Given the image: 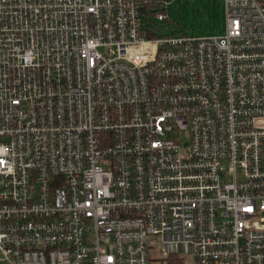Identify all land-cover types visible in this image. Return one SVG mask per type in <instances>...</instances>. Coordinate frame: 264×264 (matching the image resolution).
Wrapping results in <instances>:
<instances>
[{
    "label": "built area",
    "instance_id": "2783aa9c",
    "mask_svg": "<svg viewBox=\"0 0 264 264\" xmlns=\"http://www.w3.org/2000/svg\"><path fill=\"white\" fill-rule=\"evenodd\" d=\"M172 1L0 0V264H264V0Z\"/></svg>",
    "mask_w": 264,
    "mask_h": 264
},
{
    "label": "rangeland",
    "instance_id": "374dc122",
    "mask_svg": "<svg viewBox=\"0 0 264 264\" xmlns=\"http://www.w3.org/2000/svg\"><path fill=\"white\" fill-rule=\"evenodd\" d=\"M166 15L167 18L163 20H157L155 16L153 18L160 33L175 30L193 35H220L225 30L223 0H174ZM178 138L181 149L186 153L189 146L188 134L182 131ZM149 264L160 263L152 261Z\"/></svg>",
    "mask_w": 264,
    "mask_h": 264
},
{
    "label": "trees",
    "instance_id": "16d2710c",
    "mask_svg": "<svg viewBox=\"0 0 264 264\" xmlns=\"http://www.w3.org/2000/svg\"><path fill=\"white\" fill-rule=\"evenodd\" d=\"M159 262L160 264H184L183 258L177 256H169L167 258H159L155 260Z\"/></svg>",
    "mask_w": 264,
    "mask_h": 264
}]
</instances>
